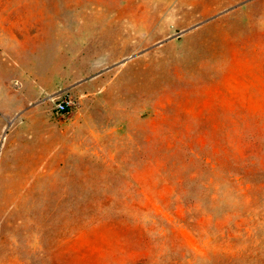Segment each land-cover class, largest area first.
<instances>
[{
  "label": "rangeland",
  "instance_id": "rangeland-1",
  "mask_svg": "<svg viewBox=\"0 0 264 264\" xmlns=\"http://www.w3.org/2000/svg\"><path fill=\"white\" fill-rule=\"evenodd\" d=\"M0 264H264V0H0Z\"/></svg>",
  "mask_w": 264,
  "mask_h": 264
},
{
  "label": "built area",
  "instance_id": "built-area-1",
  "mask_svg": "<svg viewBox=\"0 0 264 264\" xmlns=\"http://www.w3.org/2000/svg\"><path fill=\"white\" fill-rule=\"evenodd\" d=\"M72 106H73V100L72 98L68 97L60 100L57 103L56 108L59 113L64 114L67 113L69 110H71Z\"/></svg>",
  "mask_w": 264,
  "mask_h": 264
},
{
  "label": "trees",
  "instance_id": "trees-1",
  "mask_svg": "<svg viewBox=\"0 0 264 264\" xmlns=\"http://www.w3.org/2000/svg\"><path fill=\"white\" fill-rule=\"evenodd\" d=\"M241 175V174H240ZM243 177H244V174H242ZM173 180H168L165 184H164V187L168 190H174V187H173Z\"/></svg>",
  "mask_w": 264,
  "mask_h": 264
}]
</instances>
